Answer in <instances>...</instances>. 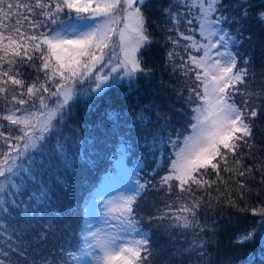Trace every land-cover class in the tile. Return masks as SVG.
<instances>
[{"label":"snow or ice","instance_id":"6c2138e0","mask_svg":"<svg viewBox=\"0 0 264 264\" xmlns=\"http://www.w3.org/2000/svg\"><path fill=\"white\" fill-rule=\"evenodd\" d=\"M146 8L147 0H0V264H203L205 233L215 229L209 210L251 212L264 226V203L241 207L247 180L259 172L264 185V162L244 165L264 109V80L253 88L252 57L239 51L248 0H172L164 9L166 64L183 77L178 95L187 92L190 112L180 129L167 114L156 113L155 126L138 114L156 157L150 172L143 160L128 167L123 140L104 184L115 194L90 196L75 222L55 197L56 180L44 178L46 152L70 166L77 104L91 108L107 89L154 76L142 54L154 41ZM255 15L264 23V9ZM153 226L165 244L154 241ZM49 238L58 242L45 251ZM250 242H258L256 229L233 241Z\"/></svg>","mask_w":264,"mask_h":264},{"label":"trees","instance_id":"16d2710c","mask_svg":"<svg viewBox=\"0 0 264 264\" xmlns=\"http://www.w3.org/2000/svg\"><path fill=\"white\" fill-rule=\"evenodd\" d=\"M236 2L237 0H223L224 4ZM170 3L172 0H147L146 15L154 41L142 50V54L147 66L154 70V76L150 79H140L131 89L127 85H116L107 89L101 97L96 98L91 108L87 107L83 100L77 104L68 121L69 126L74 125L79 129V138L74 137L76 142L69 141L70 166L65 167L63 159H58L55 154L45 153L44 178L50 182L56 180L55 197L60 204L71 209L72 222L84 218L85 203L90 196L104 188L106 177L113 171L118 159L116 155L118 145L123 140L127 139L131 145L129 159L126 161L130 168L138 160H143L148 165L146 173L155 167L152 162L156 157L144 143L145 139L150 141L151 137L148 135L146 125L139 123V113L150 117L153 126L156 124V113L171 117L172 126L176 129H180L186 123L184 114L190 112L186 103L187 92L178 95L180 89L184 87L183 77L179 73L173 74L171 66L166 64V53L172 45L166 43V37L171 33L165 31V26L171 27V24L164 9ZM248 6L250 13L243 22V42L239 51L242 56L252 57L257 73L252 86L259 88L261 81L264 80V76L261 75L264 65V23H261L255 14L264 9V0H248ZM225 14L238 13L228 9ZM226 24L233 28V24ZM226 24L224 27L227 28ZM25 71L32 72L28 68ZM32 75L35 73L32 72ZM148 109L150 111H146ZM109 114H112V117ZM64 131L68 134L69 128H65ZM253 132L255 145L252 150L253 156L244 160L245 167L252 165L254 161L264 162V109L254 120ZM53 143L54 140L50 142L49 147ZM243 151L247 153L248 150ZM259 176L260 173L257 172L256 180H247L251 192L245 196L244 201H241V207L245 206V202L248 207L264 203V185L257 182ZM157 203L160 204L161 201L157 200ZM207 219L210 225L215 221V229L214 234L211 228L205 233L210 242L206 248L208 255L203 258V264H251L253 260L256 264H264V226L261 225L258 216L223 206L216 208L215 211L209 210ZM245 229H256L258 242L234 244L236 235ZM162 231L153 226L155 233L153 239L158 245L167 241V237L160 234ZM57 242L58 240L49 238L41 247L47 251ZM35 258L39 260L40 256Z\"/></svg>","mask_w":264,"mask_h":264},{"label":"rangeland","instance_id":"374dc122","mask_svg":"<svg viewBox=\"0 0 264 264\" xmlns=\"http://www.w3.org/2000/svg\"><path fill=\"white\" fill-rule=\"evenodd\" d=\"M173 11H176V9H173ZM237 13V12H236ZM226 24V23H225ZM226 26H227V28H231V27H229L227 24H226ZM193 27H196V25H193ZM234 28V29H233ZM233 28H231V29H233L234 31L236 30V28H237V25L236 24H233ZM182 30H183V28H182ZM197 38H199V36H198V34H197ZM104 192H107V193H109V194H115V193H113L112 192V190H111V188H105L104 189ZM107 197L106 196H100V199H106Z\"/></svg>","mask_w":264,"mask_h":264}]
</instances>
